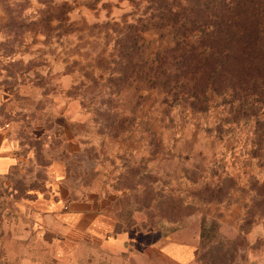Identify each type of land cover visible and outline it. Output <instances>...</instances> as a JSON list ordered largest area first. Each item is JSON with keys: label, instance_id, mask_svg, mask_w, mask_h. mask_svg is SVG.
Wrapping results in <instances>:
<instances>
[{"label": "rangeland", "instance_id": "374dc122", "mask_svg": "<svg viewBox=\"0 0 264 264\" xmlns=\"http://www.w3.org/2000/svg\"><path fill=\"white\" fill-rule=\"evenodd\" d=\"M146 4L0 0V127L17 160L0 173V264H264V108L113 100L114 64L93 62L112 53L101 24ZM82 199L122 248L65 239L55 211Z\"/></svg>", "mask_w": 264, "mask_h": 264}, {"label": "trees", "instance_id": "16d2710c", "mask_svg": "<svg viewBox=\"0 0 264 264\" xmlns=\"http://www.w3.org/2000/svg\"><path fill=\"white\" fill-rule=\"evenodd\" d=\"M146 2L142 13L101 24L112 53L93 62L114 64L113 100L133 94L142 102L155 92L168 106L194 111L208 110L213 96L238 102L243 113L264 108V0ZM101 72L88 73L93 83L104 79Z\"/></svg>", "mask_w": 264, "mask_h": 264}, {"label": "crops", "instance_id": "0c3cea01", "mask_svg": "<svg viewBox=\"0 0 264 264\" xmlns=\"http://www.w3.org/2000/svg\"><path fill=\"white\" fill-rule=\"evenodd\" d=\"M9 146L4 141V130L0 127V173H8L16 164L17 160L14 155L9 151ZM56 219L61 232L64 233L65 239L81 241L87 237L100 236L104 239V246L115 247L116 249L122 248L123 244L127 241L124 234H118L117 237L107 236L114 230V223L110 221L107 214L100 212L98 207L93 206L91 201L85 199L79 201H72L68 205L58 207L55 211ZM108 237V238H107ZM167 250L174 258L181 262H186L192 259L194 251L190 246L184 244H177L171 242Z\"/></svg>", "mask_w": 264, "mask_h": 264}]
</instances>
